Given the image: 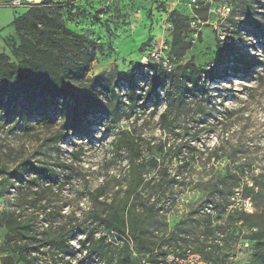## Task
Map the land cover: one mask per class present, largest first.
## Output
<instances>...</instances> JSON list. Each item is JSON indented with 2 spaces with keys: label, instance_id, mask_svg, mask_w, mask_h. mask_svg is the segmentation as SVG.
<instances>
[{
  "label": "rangeland",
  "instance_id": "obj_1",
  "mask_svg": "<svg viewBox=\"0 0 264 264\" xmlns=\"http://www.w3.org/2000/svg\"><path fill=\"white\" fill-rule=\"evenodd\" d=\"M10 1L0 0V53L18 63L12 47L20 44V38L12 22L29 9L1 5ZM176 2L57 0L59 7L54 12L86 41L79 50L87 70L73 82L101 101L105 117L90 116L86 135L80 132L65 138L59 151L47 141L65 120L57 118L51 126L30 111L23 118L17 115L19 118L6 126L0 123V171L4 167L12 171L26 161L60 174L61 164L76 171L73 180L53 186L46 199L42 198L47 209L61 210L63 218L57 223L74 224L88 214V190H97L105 179L125 171L128 161L113 154L112 143L116 134L131 130L141 140L146 161L155 158L158 166H168V176L179 175L178 180L164 176L161 182L140 189L161 209L144 238L145 247L153 246L151 257L162 260L164 255H182L197 247L200 237L207 241L205 245H219L218 249L212 246L206 250L218 251L219 264H264V0H232L233 12L225 23L236 48L254 64L250 74H229L211 83L205 80L208 90L188 85L172 108L173 131L165 135L160 129L159 117L167 108L162 91L155 99L146 95L144 88L143 98L134 107L111 94L118 84L115 91L125 94L128 75L135 69H139L135 78L142 86L139 71L146 72L158 50L172 59L174 67L190 60L206 70L218 66L220 73L227 67L218 65V38L213 27L200 25L196 32L189 19L172 12ZM198 16L202 21L208 19L202 11ZM75 150L77 158L73 156ZM46 182L32 191L46 187ZM4 190L0 182V264L3 253H10L14 247L12 233L4 223L14 211H22L25 218L30 216L33 198L27 189ZM122 191L124 188L114 185L108 190V198ZM212 207L216 213L209 217ZM242 213L253 218L241 221ZM252 223L259 227L251 228ZM73 245L77 249V244ZM120 247L121 243L112 251L117 253ZM140 249L136 252L143 258L149 254ZM81 255L76 252L73 264L104 263L100 253L87 260Z\"/></svg>",
  "mask_w": 264,
  "mask_h": 264
},
{
  "label": "trees",
  "instance_id": "obj_2",
  "mask_svg": "<svg viewBox=\"0 0 264 264\" xmlns=\"http://www.w3.org/2000/svg\"><path fill=\"white\" fill-rule=\"evenodd\" d=\"M230 1L232 4V0ZM56 2L57 0H42L41 4L30 5L26 14L12 22V28L20 38V44L12 47L13 55L20 61L14 63L7 54L0 53V123L6 126L17 115L23 118L25 112L30 111L38 114L43 122H48L51 126L57 118L65 120L63 126L47 141L53 149L59 151L65 138L80 132L86 135L90 116L102 118L106 111L93 93L81 91L73 82L87 70V62L81 60L83 53L79 50L85 47L86 41L66 26L56 10L54 12V8L59 7ZM175 11L191 20L185 7H178L172 12ZM218 51V65L227 66L222 69V73L218 66L206 70L197 66L193 60L184 66H173L171 71L152 62L144 74L142 70L139 71L142 86H139L135 78V71L139 69H135L128 75L125 94L115 91L119 84L112 88L111 94L115 99L124 100L123 102L134 107L143 98L144 88L146 95H153L155 99L160 98L159 91H162L167 108L160 115L159 124L161 132L166 135L167 131H173L172 108L185 95L188 85H200L208 90L205 80L211 83L229 74H250L254 64L245 60L233 41L225 44L218 40ZM169 59L172 62L170 57ZM112 150L114 155L123 156L128 161V166L119 177L110 176L97 190H88V214L74 224L61 221L57 223L63 218L61 210L59 207L47 209L42 204V198L46 199L47 191H51L53 186H64L67 180H73L72 174L76 171L61 164L58 165L63 169L60 174L29 161L16 165L12 171H7L6 167L0 171L4 192L11 189L22 192L27 189L33 196L30 201L32 207H29L30 216L25 218L22 211H14L4 223L12 233L14 247H11L10 253H3L1 264H73L72 257L76 252L84 254L81 255L84 256L83 260L100 253L104 256L102 264H139L141 253L136 251L140 247L141 251L149 253L144 258L153 264L168 256L164 255L162 260L153 259V246H144L146 233L161 209L157 201L150 203V198H145L140 189L146 184L161 182L164 176L178 180L179 175L168 176V166H158L155 158L146 161L141 140L139 137L135 138L131 130L115 135ZM77 154L75 150L73 156L77 158ZM44 181H47L46 187L32 191V188H38ZM114 185L124 188V191L108 198V190ZM211 210L213 213L210 212L209 217L216 213V207ZM40 217L43 218L42 223L38 222ZM248 218L253 216L242 213L239 220ZM257 227L259 224L252 223L251 228ZM78 236L84 238L77 239ZM204 242L207 241L198 237V246L188 251L199 255L206 262L219 264L217 258L220 255L217 250L206 252L212 246L220 248L219 245H205ZM119 243L121 247L117 253L113 252L112 247ZM73 244H77V249ZM188 251L176 256L182 257ZM140 257L143 258L142 255ZM85 263L79 261V264Z\"/></svg>",
  "mask_w": 264,
  "mask_h": 264
},
{
  "label": "built area",
  "instance_id": "obj_3",
  "mask_svg": "<svg viewBox=\"0 0 264 264\" xmlns=\"http://www.w3.org/2000/svg\"><path fill=\"white\" fill-rule=\"evenodd\" d=\"M154 3H163L164 0H149ZM42 0H11L8 3H2L10 8H28L30 5L41 4ZM179 6H177V5ZM185 7L191 12L190 26L196 32H199V26L210 25L213 27L218 40L221 43L229 44L232 42L230 33L226 22L232 13V4L230 0H177L174 8ZM205 12L208 15V19L201 20L198 16L199 12ZM197 13V14H196ZM216 17L211 21V17ZM226 23V24H225ZM198 33H196L197 36ZM234 42V41H233ZM153 62L160 64L167 71L173 69V63L166 55L160 50L154 51ZM124 91V88H123ZM139 264H153L147 260V258H138ZM155 264H212L204 261L199 255L192 254L189 251L182 257L175 254H169L164 260ZM228 264V263H227Z\"/></svg>",
  "mask_w": 264,
  "mask_h": 264
}]
</instances>
